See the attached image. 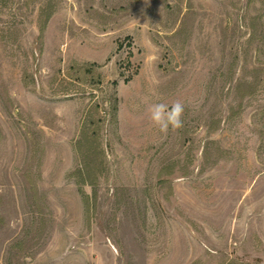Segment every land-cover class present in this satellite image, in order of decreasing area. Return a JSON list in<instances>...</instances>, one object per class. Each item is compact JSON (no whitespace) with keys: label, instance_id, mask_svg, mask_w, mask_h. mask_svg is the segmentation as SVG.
Returning a JSON list of instances; mask_svg holds the SVG:
<instances>
[{"label":"rangeland","instance_id":"1","mask_svg":"<svg viewBox=\"0 0 264 264\" xmlns=\"http://www.w3.org/2000/svg\"><path fill=\"white\" fill-rule=\"evenodd\" d=\"M0 264H264V0H0Z\"/></svg>","mask_w":264,"mask_h":264},{"label":"clouds","instance_id":"2","mask_svg":"<svg viewBox=\"0 0 264 264\" xmlns=\"http://www.w3.org/2000/svg\"><path fill=\"white\" fill-rule=\"evenodd\" d=\"M185 105L177 100L171 105L166 103H153L148 111L150 120L159 128L161 133H167L169 128L178 130L183 127L182 116Z\"/></svg>","mask_w":264,"mask_h":264}]
</instances>
